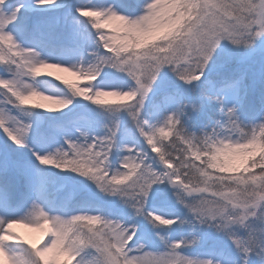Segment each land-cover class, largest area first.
I'll return each instance as SVG.
<instances>
[{"label":"snow or ice","instance_id":"6c2138e0","mask_svg":"<svg viewBox=\"0 0 264 264\" xmlns=\"http://www.w3.org/2000/svg\"><path fill=\"white\" fill-rule=\"evenodd\" d=\"M0 261L264 264V0H0Z\"/></svg>","mask_w":264,"mask_h":264},{"label":"rangeland","instance_id":"374dc122","mask_svg":"<svg viewBox=\"0 0 264 264\" xmlns=\"http://www.w3.org/2000/svg\"><path fill=\"white\" fill-rule=\"evenodd\" d=\"M42 75L40 78H55L57 76L61 77L60 81H55L57 83H60L62 87H67L66 85H63L62 81L63 80H68L70 82H75L77 83V85L81 88H83L85 85L89 84V83H94L95 81H87L84 80L83 78H77L75 76H72L70 73L68 72H62L59 69L56 68H47V69H42L41 70ZM51 73L52 76L48 77L47 74ZM102 100H106L108 102V104H130L132 103V101L130 100H122L118 97H114V96H105L101 98ZM33 104L35 103H43L45 104L48 108H55V105H52L50 102L48 101H33ZM87 103V102H84ZM44 110V109H42ZM253 171H258V169H255ZM14 232L18 233L21 237H23L24 240H27L30 242L29 245L26 246H30L31 244H36L37 246H41L44 242H46L47 237H44L43 240H41V236L43 235V229H39V228H35V227H29L27 226V222L21 223V224H17L13 226L12 229ZM11 243H19L18 241H12ZM0 264H4L3 261H0Z\"/></svg>","mask_w":264,"mask_h":264},{"label":"trees","instance_id":"16d2710c","mask_svg":"<svg viewBox=\"0 0 264 264\" xmlns=\"http://www.w3.org/2000/svg\"><path fill=\"white\" fill-rule=\"evenodd\" d=\"M197 163H199V162H197Z\"/></svg>","mask_w":264,"mask_h":264}]
</instances>
